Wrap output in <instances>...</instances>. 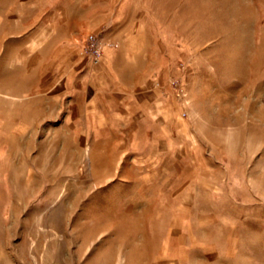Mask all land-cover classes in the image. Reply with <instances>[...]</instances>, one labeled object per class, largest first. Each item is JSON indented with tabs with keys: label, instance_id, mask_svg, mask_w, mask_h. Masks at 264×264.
I'll list each match as a JSON object with an SVG mask.
<instances>
[{
	"label": "rangeland",
	"instance_id": "rangeland-1",
	"mask_svg": "<svg viewBox=\"0 0 264 264\" xmlns=\"http://www.w3.org/2000/svg\"><path fill=\"white\" fill-rule=\"evenodd\" d=\"M109 9L159 90L128 110ZM0 264H264V0H0Z\"/></svg>",
	"mask_w": 264,
	"mask_h": 264
},
{
	"label": "crops",
	"instance_id": "crops-1",
	"mask_svg": "<svg viewBox=\"0 0 264 264\" xmlns=\"http://www.w3.org/2000/svg\"><path fill=\"white\" fill-rule=\"evenodd\" d=\"M121 7H123V5H121ZM90 10L93 11L92 8ZM104 10L106 11L107 7H104ZM86 11H89V8H87ZM95 15V18L90 19L87 12V16L83 17L81 24L82 27L85 25L88 29L96 33V35L98 34L104 45L103 58L100 60V63L97 64L98 67L95 66L92 67V69H106L109 73L107 75L110 79V84H106V86L110 88L108 90V98H118L116 103L120 105L121 108H126V110H128L129 105L132 103V101H129V98L132 96V88L134 89L136 86H140L143 90V96L148 97L150 100H154V98L158 96L159 90L156 88V84L154 85L151 80V74L149 73V76H146L147 68L145 64L147 52L145 51L144 44L145 30L141 25V19H143V17L137 18V20H141L138 25L139 21L135 24L133 18L121 9L119 11L109 9L105 14L96 12ZM134 31L137 32L136 34L140 35V42L135 40L133 36ZM110 44H114L115 47H111ZM138 70L140 71L139 83L136 78ZM149 71L151 70L149 69ZM112 81H114L115 84ZM113 87L116 88L114 89ZM99 91H96L95 102L99 100L98 96L101 94ZM144 97L142 101H144ZM90 103L94 104L93 101ZM106 103L109 105L110 102L106 100Z\"/></svg>",
	"mask_w": 264,
	"mask_h": 264
},
{
	"label": "built area",
	"instance_id": "built-area-1",
	"mask_svg": "<svg viewBox=\"0 0 264 264\" xmlns=\"http://www.w3.org/2000/svg\"><path fill=\"white\" fill-rule=\"evenodd\" d=\"M110 46L115 47L114 44H110ZM82 51L90 56V58L98 60L103 53L99 38L95 35L88 36L83 43Z\"/></svg>",
	"mask_w": 264,
	"mask_h": 264
}]
</instances>
